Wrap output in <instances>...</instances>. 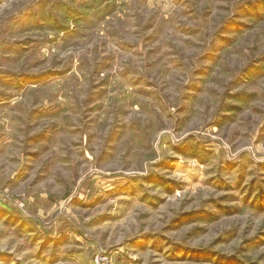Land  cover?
Returning a JSON list of instances; mask_svg holds the SVG:
<instances>
[{
  "label": "rangeland",
  "instance_id": "374dc122",
  "mask_svg": "<svg viewBox=\"0 0 264 264\" xmlns=\"http://www.w3.org/2000/svg\"><path fill=\"white\" fill-rule=\"evenodd\" d=\"M103 263L264 264V0H0V264Z\"/></svg>",
  "mask_w": 264,
  "mask_h": 264
},
{
  "label": "built area",
  "instance_id": "2783aa9c",
  "mask_svg": "<svg viewBox=\"0 0 264 264\" xmlns=\"http://www.w3.org/2000/svg\"><path fill=\"white\" fill-rule=\"evenodd\" d=\"M104 260H105L104 258H101V259H100L101 262H104ZM96 261L99 262L98 259H96ZM103 264H104V263H103Z\"/></svg>",
  "mask_w": 264,
  "mask_h": 264
}]
</instances>
